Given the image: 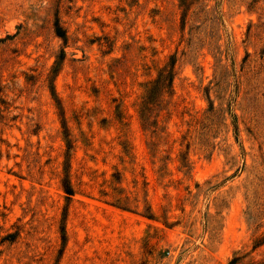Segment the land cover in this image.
Returning a JSON list of instances; mask_svg holds the SVG:
<instances>
[{
  "label": "rangeland",
  "instance_id": "374dc122",
  "mask_svg": "<svg viewBox=\"0 0 264 264\" xmlns=\"http://www.w3.org/2000/svg\"><path fill=\"white\" fill-rule=\"evenodd\" d=\"M0 264H264V0H0Z\"/></svg>",
  "mask_w": 264,
  "mask_h": 264
},
{
  "label": "trees",
  "instance_id": "16d2710c",
  "mask_svg": "<svg viewBox=\"0 0 264 264\" xmlns=\"http://www.w3.org/2000/svg\"><path fill=\"white\" fill-rule=\"evenodd\" d=\"M185 1L186 0H182V3L184 4ZM54 30L57 36H59L62 39L66 38V34L65 32H63V29L59 26L58 21L55 23ZM174 75H175V60H172L170 64H167L161 69L159 76L151 83V91H149V93H152L153 90H156V91L159 90L160 97L162 99L163 93L167 91V88L171 89ZM148 102L149 101H147V104ZM64 189L68 195L71 194L72 189L70 186H67L64 184ZM4 238L7 240H13L15 238V234L9 233L5 235Z\"/></svg>",
  "mask_w": 264,
  "mask_h": 264
}]
</instances>
